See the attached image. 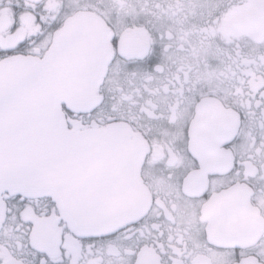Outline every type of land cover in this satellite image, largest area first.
Returning a JSON list of instances; mask_svg holds the SVG:
<instances>
[{
  "label": "flooded vegetation",
  "instance_id": "flooded-vegetation-1",
  "mask_svg": "<svg viewBox=\"0 0 264 264\" xmlns=\"http://www.w3.org/2000/svg\"><path fill=\"white\" fill-rule=\"evenodd\" d=\"M19 2L0 0V49L27 44L0 62L43 58L78 14L105 23L112 51L91 105L63 112L76 133L128 131L150 203L90 233L50 197L5 193L0 264H264V0H23L17 14ZM206 101L223 112L192 126ZM91 176L77 195H94Z\"/></svg>",
  "mask_w": 264,
  "mask_h": 264
},
{
  "label": "water",
  "instance_id": "water-1",
  "mask_svg": "<svg viewBox=\"0 0 264 264\" xmlns=\"http://www.w3.org/2000/svg\"><path fill=\"white\" fill-rule=\"evenodd\" d=\"M263 15L264 8H258L255 21ZM107 33L101 19L78 14L43 58L0 62V83L15 93L14 111L5 115L0 139V228L6 214L5 193L50 197L61 213L59 220L90 233L121 229L149 205L142 157L131 148L128 131L109 126L76 133L68 128L63 112V105L73 112L91 105L92 91L112 51ZM207 111L223 112L206 101L192 126H200ZM29 143L34 149H23ZM85 151L93 157L80 161L76 155ZM91 174L96 192L92 197L77 195L74 187L85 184Z\"/></svg>",
  "mask_w": 264,
  "mask_h": 264
},
{
  "label": "snow or ice",
  "instance_id": "snow-or-ice-1",
  "mask_svg": "<svg viewBox=\"0 0 264 264\" xmlns=\"http://www.w3.org/2000/svg\"><path fill=\"white\" fill-rule=\"evenodd\" d=\"M13 8L15 9L17 14L22 12L24 10L23 0H20L19 3H15L13 5ZM17 27L18 24L13 23L11 30L15 31ZM116 43H117V38L113 37V44L115 45ZM26 44L27 41H23L17 44L15 48L0 49V60H4L8 56L19 53L20 50L24 48ZM14 102H15L14 90L13 89L5 90L3 84L0 83V139H2L5 134L4 124H3L5 115L14 110ZM65 110L68 111L69 115H72L70 110H68L67 108H65Z\"/></svg>",
  "mask_w": 264,
  "mask_h": 264
}]
</instances>
